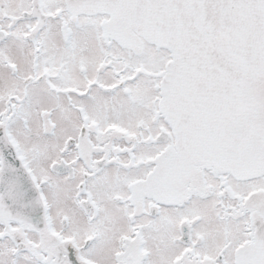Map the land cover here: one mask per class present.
<instances>
[{
    "label": "snow or ice",
    "instance_id": "obj_1",
    "mask_svg": "<svg viewBox=\"0 0 264 264\" xmlns=\"http://www.w3.org/2000/svg\"><path fill=\"white\" fill-rule=\"evenodd\" d=\"M0 264H264V0H0Z\"/></svg>",
    "mask_w": 264,
    "mask_h": 264
}]
</instances>
